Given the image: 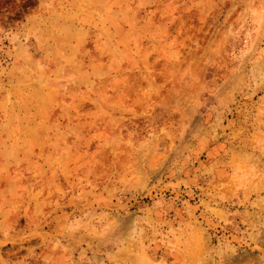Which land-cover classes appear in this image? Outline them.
<instances>
[{
  "label": "rangeland",
  "instance_id": "374dc122",
  "mask_svg": "<svg viewBox=\"0 0 264 264\" xmlns=\"http://www.w3.org/2000/svg\"><path fill=\"white\" fill-rule=\"evenodd\" d=\"M0 264H264V0H0Z\"/></svg>",
  "mask_w": 264,
  "mask_h": 264
}]
</instances>
